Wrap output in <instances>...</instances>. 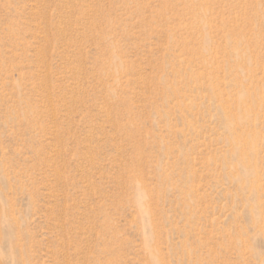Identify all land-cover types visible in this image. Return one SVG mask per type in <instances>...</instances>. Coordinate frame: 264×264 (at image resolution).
<instances>
[{
    "label": "rangeland",
    "instance_id": "obj_1",
    "mask_svg": "<svg viewBox=\"0 0 264 264\" xmlns=\"http://www.w3.org/2000/svg\"><path fill=\"white\" fill-rule=\"evenodd\" d=\"M0 264H264V0H0Z\"/></svg>",
    "mask_w": 264,
    "mask_h": 264
}]
</instances>
